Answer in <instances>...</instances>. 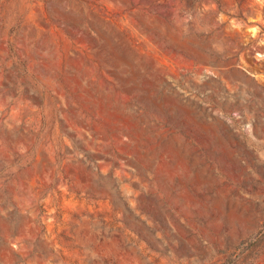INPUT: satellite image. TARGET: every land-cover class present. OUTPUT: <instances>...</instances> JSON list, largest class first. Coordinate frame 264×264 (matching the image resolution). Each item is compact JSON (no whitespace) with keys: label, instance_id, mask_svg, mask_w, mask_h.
Returning <instances> with one entry per match:
<instances>
[{"label":"rangeland","instance_id":"374dc122","mask_svg":"<svg viewBox=\"0 0 264 264\" xmlns=\"http://www.w3.org/2000/svg\"><path fill=\"white\" fill-rule=\"evenodd\" d=\"M0 264H264V0H0Z\"/></svg>","mask_w":264,"mask_h":264}]
</instances>
